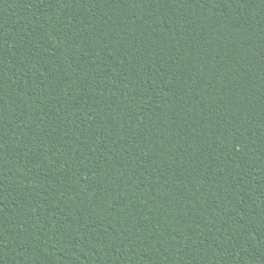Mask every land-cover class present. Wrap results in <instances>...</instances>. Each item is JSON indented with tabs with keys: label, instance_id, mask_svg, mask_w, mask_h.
<instances>
[{
	"label": "trees",
	"instance_id": "obj_1",
	"mask_svg": "<svg viewBox=\"0 0 264 264\" xmlns=\"http://www.w3.org/2000/svg\"><path fill=\"white\" fill-rule=\"evenodd\" d=\"M0 264H264V0H0Z\"/></svg>",
	"mask_w": 264,
	"mask_h": 264
}]
</instances>
